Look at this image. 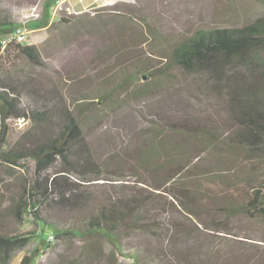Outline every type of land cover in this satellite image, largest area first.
<instances>
[{
	"label": "rangeland",
	"instance_id": "obj_1",
	"mask_svg": "<svg viewBox=\"0 0 264 264\" xmlns=\"http://www.w3.org/2000/svg\"><path fill=\"white\" fill-rule=\"evenodd\" d=\"M69 1L58 0L48 24L39 26L44 0H0L27 29L41 60L34 64L17 54L5 65L10 79L62 94L101 167L98 175L73 173L87 205L49 202L39 214L67 224L103 199L137 197L149 226L124 239L128 252L101 236L46 240L33 264H264V216L244 211L248 185L264 178V151L237 140L239 127L207 75L186 73L169 59L174 44L195 30L241 25L263 14L264 4L99 0L79 8ZM82 94L87 102L76 101ZM28 127L26 120L13 122L6 147ZM60 168L57 161L50 171ZM23 184L24 169L0 163V233L35 231L43 239L49 230L35 208L28 206L20 221L13 212ZM36 244L32 239L16 249L10 264H21ZM135 248L145 253L139 261L129 254Z\"/></svg>",
	"mask_w": 264,
	"mask_h": 264
},
{
	"label": "trees",
	"instance_id": "obj_2",
	"mask_svg": "<svg viewBox=\"0 0 264 264\" xmlns=\"http://www.w3.org/2000/svg\"><path fill=\"white\" fill-rule=\"evenodd\" d=\"M57 1L44 0L39 26L48 24ZM254 1L264 4V0ZM60 21L68 22V19L61 16ZM18 25L0 4V37ZM17 54L34 64L41 63L33 44L8 48L0 56V163L24 169L23 199L13 208L16 218L22 220L24 211L31 206L35 208L36 219L49 230L46 233H51L56 240L101 236L114 249L128 252L122 249L124 239L131 231L147 230L149 226L142 218L146 213L145 204L137 197L103 199L83 217L67 224L39 214L40 206L49 202L68 209L87 205L88 197L81 192V180L75 176L98 175L101 167L92 157L77 115L62 94L55 89L28 86L10 79L5 65ZM169 59L186 73L207 75L224 95L227 114L239 127L237 140L248 149L264 151V13L237 26L199 28L174 44ZM87 99V94H82L76 101L87 102ZM77 104L76 108L84 105ZM19 119L28 121L29 127L13 145L6 147L9 128ZM153 149L151 146L150 151ZM57 161L62 168L50 171ZM172 179L171 174L166 183ZM248 187L251 198L244 211L264 216V178ZM40 235L35 231L0 233V264H10L16 249L36 239L34 251L21 260V264H33L35 253L47 240V236L42 239ZM129 254L139 261L145 253L135 248Z\"/></svg>",
	"mask_w": 264,
	"mask_h": 264
},
{
	"label": "built area",
	"instance_id": "obj_3",
	"mask_svg": "<svg viewBox=\"0 0 264 264\" xmlns=\"http://www.w3.org/2000/svg\"><path fill=\"white\" fill-rule=\"evenodd\" d=\"M93 1H99V0H93ZM104 1V0H103ZM57 8H54V11H56ZM82 11V10H79ZM72 12H77L75 10L67 9V13L70 14ZM63 15H59V18H61ZM27 29L23 25H18L15 28H13L10 32L2 35L0 37V56H2L6 49L13 48L17 45L24 46V45H30L31 42L29 38L27 37ZM47 240L53 241L54 236L51 233H47Z\"/></svg>",
	"mask_w": 264,
	"mask_h": 264
},
{
	"label": "crops",
	"instance_id": "obj_4",
	"mask_svg": "<svg viewBox=\"0 0 264 264\" xmlns=\"http://www.w3.org/2000/svg\"><path fill=\"white\" fill-rule=\"evenodd\" d=\"M59 2H67L69 4H72L69 0H59ZM92 3H94L93 0H77L75 2V4L77 5V7L79 8H85L90 6Z\"/></svg>",
	"mask_w": 264,
	"mask_h": 264
}]
</instances>
